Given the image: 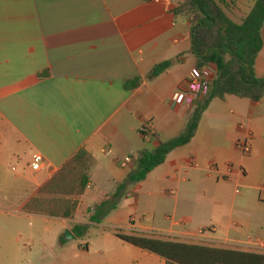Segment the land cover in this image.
Masks as SVG:
<instances>
[{"label": "crops", "instance_id": "1", "mask_svg": "<svg viewBox=\"0 0 264 264\" xmlns=\"http://www.w3.org/2000/svg\"><path fill=\"white\" fill-rule=\"evenodd\" d=\"M183 1L0 0V168L8 160L22 162L11 180L0 183V230L22 232L11 244L17 257L19 246H29L21 242L28 234L22 227L26 219L56 221L74 236L76 225L88 231L107 223L109 231L101 235L114 249L100 255L107 252L110 258L92 259L85 244L86 251L78 254L86 260L67 259L68 240L60 239L63 259L58 264H164L155 254L121 241L114 231L147 238L153 237L146 231H156L167 237L164 241L190 239L249 253L254 252L236 246L245 247L249 239L264 241V98L213 100L189 144L173 150L144 181L128 188V198L123 196L101 223L90 220L135 169L141 152L183 131L192 110L174 97L184 94L190 73L215 78L213 66L195 69L190 24L172 13ZM218 1L240 24L255 0ZM261 36L254 65L258 78H264V24ZM166 61L175 63L148 80L152 69ZM42 73L48 75L38 77ZM133 78L140 79L139 86L126 91L124 82ZM143 126L149 129L147 138L140 134ZM244 139L251 147L248 155L235 148ZM81 147L94 166L90 189L77 198L73 217L22 213ZM34 153L46 161L39 171L29 167ZM100 184L113 192L100 193Z\"/></svg>", "mask_w": 264, "mask_h": 264}, {"label": "trees", "instance_id": "2", "mask_svg": "<svg viewBox=\"0 0 264 264\" xmlns=\"http://www.w3.org/2000/svg\"><path fill=\"white\" fill-rule=\"evenodd\" d=\"M172 13L182 15L190 24V53L195 58V69L213 66L215 78L205 97L192 109L183 131L175 138L161 142L152 151H143L124 183L118 184L112 195L104 200L92 223L99 224L109 212L116 209L120 199L130 186L144 181L147 175L162 165L168 154L191 142L198 123L210 103L226 96H235L259 102L264 98V78H258L254 71L255 60L262 49L261 30L264 24V0H255L246 18L237 24L225 13L218 0H184ZM175 62L166 61L155 66L148 76L154 80ZM47 73L38 77H46ZM140 84L139 78L126 80L123 87L132 91ZM140 134L149 136V129L142 127ZM94 159L88 151L79 148L31 198L20 211L25 214L52 218L71 219L76 211L77 198L84 195L90 182ZM75 236L83 238L87 226L76 225ZM114 235L136 248L155 254L164 264H264V255L230 249H221L187 243L164 241L143 236H124L118 231Z\"/></svg>", "mask_w": 264, "mask_h": 264}, {"label": "rangeland", "instance_id": "3", "mask_svg": "<svg viewBox=\"0 0 264 264\" xmlns=\"http://www.w3.org/2000/svg\"><path fill=\"white\" fill-rule=\"evenodd\" d=\"M17 163V161L8 160L1 166L0 183L13 178L14 172L12 170H14V167L17 171L21 169L22 162L20 165H17ZM132 187L133 186H130L129 189L132 190ZM99 192L111 193L113 190L110 186L101 185L99 187ZM123 198L128 197L124 196ZM91 210L92 208H89L88 217L90 216ZM55 222L56 221H45V223H39L38 221L26 219L22 227H25V230H28V234L26 232V235L21 242L25 244L29 243V246L25 249L19 246L20 250L18 257L16 256L17 249L13 248L11 244L15 238L22 237V235L19 234L22 232L11 234L12 232H8V230H0V264H58V262L63 259V252L59 246V240L61 239L64 241L65 239L63 238L64 230H62L60 225H57ZM54 227H57V231H53ZM102 231H109L106 222H103L99 226L88 227L87 234L82 239L77 241L66 240L68 245L66 247L65 257L67 259H76L79 263L82 262V260H86L87 256L80 255L83 251H86V244L88 247L87 250H89L92 259L103 260L105 257L110 258L111 255H108L107 252L104 253V256L100 255V251L103 249H114L112 242L108 241L106 237L101 235L103 234L101 233ZM155 237L162 240L167 238L161 235ZM31 242L33 245H31ZM182 242L201 246H206L208 244L190 239H184ZM78 252L80 254H78ZM50 253H52L53 256ZM48 254H50V257H47Z\"/></svg>", "mask_w": 264, "mask_h": 264}, {"label": "built area", "instance_id": "4", "mask_svg": "<svg viewBox=\"0 0 264 264\" xmlns=\"http://www.w3.org/2000/svg\"><path fill=\"white\" fill-rule=\"evenodd\" d=\"M163 2H166L168 0H161ZM211 78L209 76H202L200 72L193 71L190 73L187 84H186V91L184 94H176L174 97L175 101L182 100L184 102V105L189 109L192 110L197 102L201 100L203 97L206 96V94L209 91ZM141 130H143L141 128ZM140 130V131H141ZM150 136V134H149ZM146 136L145 138H147ZM235 148L239 150L242 154L248 155L251 152L250 144L248 143L247 139L244 140H238L235 143ZM106 155L110 154V150L104 151ZM130 161V158H126L124 160L125 163H128ZM46 164L45 159L38 153H34L31 156V161L29 163V167L32 171H39L41 170L44 165ZM228 169L231 170L232 166H228ZM90 189V184L88 183L86 190ZM238 193V191H236ZM260 194L264 195V186L261 188ZM132 223L135 222L134 219H130ZM148 235L152 236L156 239L155 236H163L161 233L156 231H146ZM242 246H236L238 248H242L247 251H252L255 254H262L264 255V241L262 240H253L249 239L248 242Z\"/></svg>", "mask_w": 264, "mask_h": 264}, {"label": "water", "instance_id": "5", "mask_svg": "<svg viewBox=\"0 0 264 264\" xmlns=\"http://www.w3.org/2000/svg\"><path fill=\"white\" fill-rule=\"evenodd\" d=\"M63 238H64L65 240H75V239H76L75 236H74L69 230H65V231H64V236H63Z\"/></svg>", "mask_w": 264, "mask_h": 264}]
</instances>
